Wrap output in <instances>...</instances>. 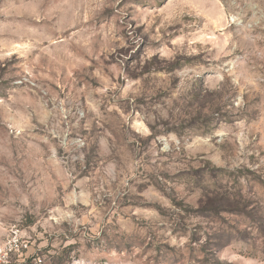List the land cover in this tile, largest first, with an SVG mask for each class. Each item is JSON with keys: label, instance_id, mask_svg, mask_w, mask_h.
Returning a JSON list of instances; mask_svg holds the SVG:
<instances>
[{"label": "rangeland", "instance_id": "1", "mask_svg": "<svg viewBox=\"0 0 264 264\" xmlns=\"http://www.w3.org/2000/svg\"><path fill=\"white\" fill-rule=\"evenodd\" d=\"M15 230L37 264H264V0H0Z\"/></svg>", "mask_w": 264, "mask_h": 264}, {"label": "built area", "instance_id": "2", "mask_svg": "<svg viewBox=\"0 0 264 264\" xmlns=\"http://www.w3.org/2000/svg\"><path fill=\"white\" fill-rule=\"evenodd\" d=\"M28 246V241L17 230L0 238V264H10L14 260L20 264L40 263V258L27 255Z\"/></svg>", "mask_w": 264, "mask_h": 264}]
</instances>
